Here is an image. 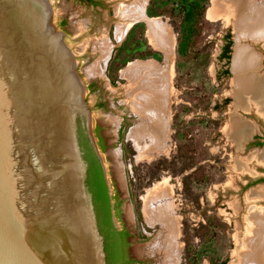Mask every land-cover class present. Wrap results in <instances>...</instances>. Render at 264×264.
<instances>
[{
    "label": "rangeland",
    "instance_id": "obj_1",
    "mask_svg": "<svg viewBox=\"0 0 264 264\" xmlns=\"http://www.w3.org/2000/svg\"><path fill=\"white\" fill-rule=\"evenodd\" d=\"M104 1V8L93 9L73 0H47L51 22L64 34L63 40L77 62L92 132L96 125H102L107 147L101 156L112 204L119 214L117 226L133 234L131 251L139 264H166L167 255L155 249L164 228L148 223L146 216L148 190L166 183L167 203L178 232L174 264H237V240L245 231L246 196L259 190L264 194V184L252 182L260 166L252 156L264 147L250 146L253 136L246 142L243 155H236L235 144L227 134L234 103V20L212 15L218 0H148L145 16L160 19L175 40L173 59L168 62L169 79L171 63L173 68L168 111L172 135L168 145L166 140L163 147H152L140 155L132 140L134 132L129 135L136 114H132L126 94L129 82L123 74L136 62L162 64L166 54L152 43L144 19L133 22L118 40L115 33L122 20L117 12L130 2ZM227 35L232 40L229 61L220 59ZM104 39L112 47L106 62L100 60L99 45ZM253 48L262 56L264 71V47ZM95 63L101 66L99 75L89 74ZM238 114L251 122L254 130L257 124L255 134H264V121L257 113ZM239 159L246 162V170H236Z\"/></svg>",
    "mask_w": 264,
    "mask_h": 264
},
{
    "label": "water",
    "instance_id": "obj_2",
    "mask_svg": "<svg viewBox=\"0 0 264 264\" xmlns=\"http://www.w3.org/2000/svg\"><path fill=\"white\" fill-rule=\"evenodd\" d=\"M51 18L47 0H0V264H109L85 141L107 180L106 168L86 97L76 107L66 93L61 50L86 89Z\"/></svg>",
    "mask_w": 264,
    "mask_h": 264
},
{
    "label": "bare ground",
    "instance_id": "obj_3",
    "mask_svg": "<svg viewBox=\"0 0 264 264\" xmlns=\"http://www.w3.org/2000/svg\"><path fill=\"white\" fill-rule=\"evenodd\" d=\"M125 1L130 3L126 5L124 3L118 9V18L124 23H120L117 27L116 38L122 40L133 22L144 19L148 23V33L153 39L152 43L166 54V63L163 65L136 62L130 66V71L123 74L129 82L126 86V94L129 96L128 101L131 103V110L138 117V123L132 130L134 132L132 140L137 151L142 155L152 147H163L167 140L164 132H167L169 124L168 105L171 102L170 66L168 62L172 59L175 40L169 28L160 19H150L145 16L148 0ZM215 14L225 15L227 18L233 19L235 24L236 47L232 63L234 75L232 97L234 103L228 121L227 134L235 141L237 149L240 151L243 147L242 143L254 132V126L238 113L240 111L244 113L255 112L264 117L263 62L261 54L253 48L254 45L264 47V0H218L212 15ZM99 47L100 60L106 62L110 57L112 47L106 39ZM61 51L60 67L62 66L61 74L64 87L67 88L66 93L70 102L78 107L81 104L82 96L85 97L84 91L71 75L73 59L66 52L63 54V50ZM100 67L99 63L93 65L89 74H101ZM252 158L263 163L264 152L255 153ZM236 165L237 171L246 170L245 161L239 159ZM168 194L169 190L166 183L154 187L146 197V216L148 223L163 226V232L156 241L155 249L162 250L167 255L166 264H174L178 256L176 243L174 244L178 232L175 219L172 217L174 214L172 215L169 211ZM263 203L264 194L260 190L253 191L246 196L248 208L244 216L245 231L237 240L239 246L236 253L237 262L235 263L237 264H264Z\"/></svg>",
    "mask_w": 264,
    "mask_h": 264
},
{
    "label": "flooded vegetation",
    "instance_id": "obj_4",
    "mask_svg": "<svg viewBox=\"0 0 264 264\" xmlns=\"http://www.w3.org/2000/svg\"><path fill=\"white\" fill-rule=\"evenodd\" d=\"M73 1L79 5L85 6L86 8L99 9V8L105 7L104 0H73ZM230 41H232L231 38L226 39V43L223 49ZM256 116L262 121H264V117H261L257 114ZM255 127L256 128L253 133L254 140L250 146L257 147V148H263L264 147V134L263 133L255 134L258 131L257 124L255 125ZM102 131H103L102 125L98 124L95 126L94 132H93L100 152L105 150L107 147L105 135L102 134ZM121 132H122V129L119 130L120 134ZM83 138L85 139V136ZM85 142H86L85 145H86L87 151L85 150L84 143H83V146H84L86 159L89 163V186H90L91 192L94 197V202H95L96 209L98 212L99 222L100 223L105 222V220L108 221L107 227L109 228V231L113 236L115 248L117 251V258L115 260V264H139L141 263V261L137 259L132 254V251H131L133 234L130 232L129 229L119 228L117 226L115 219H119V214L117 212V206L112 204V196L110 193V187L107 183L101 161L99 160L91 144L87 141ZM257 151H258V154H260L264 150H257ZM258 164L260 165L258 168L259 174L255 177L256 178L255 180H252V179L251 180L252 182L256 181L257 184H264V162L263 163L258 162ZM260 189L263 190V188H260Z\"/></svg>",
    "mask_w": 264,
    "mask_h": 264
},
{
    "label": "trees",
    "instance_id": "obj_5",
    "mask_svg": "<svg viewBox=\"0 0 264 264\" xmlns=\"http://www.w3.org/2000/svg\"><path fill=\"white\" fill-rule=\"evenodd\" d=\"M231 36L227 35L226 39H230ZM231 47H232V42H228V44L225 46V48L222 51V54L220 56V59L222 60H230V53H231ZM225 74H229L228 71H225ZM101 226V231L105 237V241H106V251H107V255H108V263L109 264H115V260L117 258V251L115 248V244H114V239L112 234L109 231L108 226V221L105 220V222H101L100 223ZM106 235V236H105ZM107 237V239H106ZM225 264V263H222Z\"/></svg>",
    "mask_w": 264,
    "mask_h": 264
},
{
    "label": "crops",
    "instance_id": "obj_6",
    "mask_svg": "<svg viewBox=\"0 0 264 264\" xmlns=\"http://www.w3.org/2000/svg\"><path fill=\"white\" fill-rule=\"evenodd\" d=\"M147 22V21H146ZM148 24V23H147ZM161 52H163V54L165 55V53H164V51H162L161 49H159ZM173 59V58H172ZM165 61H166V55H165ZM149 62H151V63H154V64H158V65H162V64H164V63H166V62H163L162 64H159V63H156V62H153V61H149ZM142 63H146V62H142ZM172 78H173V68H172V63H171V78H170V81H171V85H172ZM172 89H173V85H172ZM174 101V100H173ZM172 101V102H173ZM172 104V103H171ZM171 104H170V106H169V110H170V107H171ZM135 117V116H134ZM168 119H169V124H168V128H167V132L165 131L164 133H165V135L167 136V145H168V142H169V140H170V138H171V133H172V123H171V112H170V114L168 115ZM136 117L133 119V126H132V128L130 129V132H129V135L131 134V131L134 129V127H135V125H136ZM254 133V132H253ZM253 133L245 140V142H243L242 144H243V147L241 148V150L239 151L238 149H237V146H236V143H235V141H233V139H230V140H232V142H234V144H235V151H236V155H239L240 153L242 154L243 153V150H244V147H245V144H246V142L247 141H249L250 140V138L253 136ZM131 140V139H130ZM148 141H150V139H148ZM166 145V146H167ZM164 152H166L165 150H164ZM164 152L163 153H161V154H164ZM243 155V154H242ZM153 188H151V189H149L148 190V192L149 191H151ZM144 212H145V204H144Z\"/></svg>",
    "mask_w": 264,
    "mask_h": 264
}]
</instances>
